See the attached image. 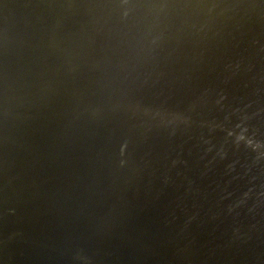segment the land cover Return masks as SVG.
Returning <instances> with one entry per match:
<instances>
[{
	"label": "bare ground",
	"instance_id": "obj_1",
	"mask_svg": "<svg viewBox=\"0 0 264 264\" xmlns=\"http://www.w3.org/2000/svg\"><path fill=\"white\" fill-rule=\"evenodd\" d=\"M99 36L103 45L88 47V37ZM101 79L111 80L117 97L118 90L134 96L129 119L123 116L139 139L130 146V163H117L123 156H115L112 144L103 148L93 104L101 112L124 110L118 100L113 105L111 90L103 89L106 100H99ZM3 91L17 106L0 116V132L6 127L0 151L14 157L9 176L18 178L15 194L22 190L12 208L16 223L28 212L33 229L39 216L46 224L39 239L58 231L62 250L70 239L60 263L89 264L93 257L96 264H173L175 250L183 259L199 254L205 264H264V0H0V113ZM136 103L147 113L133 119ZM143 121L158 145L156 156L147 157L150 175L161 167L158 158H167L173 182L192 193L186 210L166 205L164 219L151 197L163 191L171 200L169 187L150 184L149 174L142 182L146 173L138 164L148 149L136 125ZM30 170L42 177L32 178ZM8 199H0V216L8 215ZM148 205L153 209H143ZM62 220L76 223L80 233L62 232ZM164 225L169 243L178 238L173 248L162 237ZM20 228L31 242L20 261L34 260L38 250L29 253L38 229L26 231L25 222ZM180 259L174 264H184Z\"/></svg>",
	"mask_w": 264,
	"mask_h": 264
},
{
	"label": "water",
	"instance_id": "obj_2",
	"mask_svg": "<svg viewBox=\"0 0 264 264\" xmlns=\"http://www.w3.org/2000/svg\"><path fill=\"white\" fill-rule=\"evenodd\" d=\"M103 43H104V38L102 36L96 37L95 39H93L92 37H88V39L86 40V44L88 45V47H90L91 49H94V50H96L97 47H101L100 45H103ZM173 43H174V41H170V42L167 41L166 42V45H173ZM78 45H80V44H78ZM68 48H69V46L67 47V50H68ZM56 50H58L59 52L61 51L60 52L61 58L62 57H65V58L67 57L68 54H66V55H65V53L63 54L62 53L63 50H61L58 46H56ZM105 51H107V49H105ZM167 64H169V63L167 62ZM111 72L113 74H115L113 72V70ZM111 76H112V74H111ZM112 77H114V76H112ZM117 77H119V73L118 72H117ZM184 78H185V76H184ZM101 81H103L105 84L101 88V91H100V98L101 99L99 98V100H102V99L103 100H106V96H101V94L102 95L103 94H106V92L103 90V89L106 88L107 90H111L112 91V92H110L109 96H110V98L112 100L113 105H116L117 106V103L115 101L118 100L119 101V104L121 105V108L124 110L121 113L120 112V108L118 110V107H115L114 106V110H112L110 112H108V111L107 112H101L100 107H97L95 104H93L92 110H91L92 111V116H94V120H95V118L99 120V122H100L99 127H101L103 129V131H104L103 148H105L106 146H109V145L112 144L109 149L110 150L113 149V152H114V149H116L115 151H117V152L114 153L115 156H117L118 154L123 156V157L117 159V163L120 162L119 163L120 165H122L121 162H123V161H125V162L129 161L127 163H130L131 161L127 159V156L129 155V153L132 150L130 148V146L132 144L137 143L138 140H139L138 137H136L132 133L131 130L126 129V125H127L126 121H127V119H129V114L132 112L131 109L135 105L134 104L131 107V105L134 102V96L131 99L132 96H129V93H127V96H123L122 97L121 91L118 90V92L120 94L117 97L116 96V93H114L113 90H112L114 85L111 82V80L108 82L106 80L101 79ZM187 82H188V78L182 79L181 85H185ZM193 82L197 83L196 81H193ZM94 83H95V81H94ZM186 86H187V84H186ZM14 89L16 90V93H14L13 95L18 96V94H17L18 89L17 88H14ZM7 90H9V89L6 88L5 91H7ZM192 94H194L196 96V93L192 92ZM201 94H203V92L200 93V95H197V96L200 97ZM2 97L4 98V100H3V102H4L3 103V106H5L4 107L5 108V111L2 112V113H0V116H2L3 113L5 114V116L6 115L9 116V114L11 113V110L14 111L16 109V107H17L15 105L16 103L14 102V98L10 99L9 97H7L5 95V92L4 91L2 93ZM196 100H197V103H199L198 102L199 98H197ZM127 106H128V108H126ZM136 106H138V107L136 108V112L133 113V116H134L133 119H135V118H137V119L138 118H141V116L139 115L140 113H142V114L143 113H147V107L144 108L143 107V104L136 103ZM196 106H198V105L196 104ZM196 106L194 108H196ZM96 107H97V109H96ZM98 109L100 110V113L103 116H100L97 113V110ZM117 110L119 112H117ZM110 113L120 114L122 118L119 119L117 117V120H116L115 123L112 120L111 121L110 120L103 121L102 120V117L109 116ZM123 116H125L127 119L126 118L123 119ZM212 118H214V117H212ZM211 121H215V119H213ZM144 123H145V121H143L142 123L136 122V125H141V127H140V138H142L144 136V134H146L145 138L141 140L142 147L148 146L147 151L144 153L141 161L138 164L140 165L139 167H141L143 169V171L146 173L144 175V177H143L142 182H144V180H146V177L149 174L150 184H152L154 186H159L162 190H163V187L166 188V189H168V187H169V190H170V198H171L172 201L171 200H168L165 195H164V197L161 196L163 194V191L160 192L161 195L159 193H155L154 194V197H151L152 198V201H153V198H155L157 200L158 204H160V206L163 208L164 213H163L162 219H164V217L166 218L167 216H169V215H165L166 212H168V210L165 209V206L166 205L168 206V208L170 206H172L173 209L175 210L174 206L172 205V203H174V204H176V207H177L178 210H182V211H183V209L186 210L185 205L190 202V195L192 193L191 192H186L182 187L178 186L175 182H173V176H172L171 171H170L171 169L166 164V163H169L167 161V158H166V160L164 162L159 157L158 159H159V162H160L161 167L158 166V167H160L159 171L157 173H155V174L150 175L149 168L151 166H150V163H149V160L147 159V157L148 156H151V155H153V157L156 156V151H158V145L156 144V142H155V140H154V138L152 136V131L150 129H147L145 131L143 130V128L145 126ZM110 125H113V127H112L113 129L112 130H110V128H111ZM5 128L6 127H4L2 129V131L0 132V140L2 139L3 131L5 130ZM215 133H217V130H216ZM12 134L13 133L11 132V134H10L11 136H9L10 138H12V136H13ZM171 135L173 136L174 140L177 141V134H175V131ZM216 135L212 138V141L210 143V145H211V147L213 149H216L213 146L214 139L215 140L218 139V138H216ZM117 136H119V139L116 142ZM10 138H9V140L7 142V140L6 139L4 140V137H3V140L5 142V145L7 147H9L11 150H14L15 152H17V150L19 151V149H17L19 147H16V149L12 147V144L13 143L10 142L11 141ZM28 140H30V138ZM130 140H132L133 143H131ZM219 140H220V137H219ZM16 141H19V139L16 140ZM31 142H32L33 145H35L34 139H31ZM190 142H186V143H190ZM25 143L26 142L24 141V144ZM237 143H236V145H237ZM20 145H21V143H20ZM217 145L219 146L220 145V142L217 141ZM25 146H27V145H25ZM36 146H39V148H40L41 145H39V143H37ZM47 146L48 145L45 146V148L41 151V153L43 151L44 152L46 151ZM97 148H100V146H97ZM11 150H10L9 153L12 154ZM161 151L163 153H165V157H167L168 149L165 147L164 137H163V143L161 145ZM31 152L33 153L34 151L32 150ZM136 156L137 155L135 154V157ZM236 156H237V154H236ZM101 157L104 158L105 156L104 155L103 156L101 155ZM1 158L2 159H5V163L2 162V159ZM11 158H14V157L11 156L9 158L7 155L3 157V153L0 151V199H2L4 196H8V198H9L8 200L9 201L7 203H10V204L7 205L8 208H9L8 215H6V216H0V264H3L2 262H5L8 258H9V260H8L7 264H32V261H33V264H38V262H43L44 264H56V263H53L52 256H57V258H58L57 260L59 261L58 264H63V263H60V261L63 258L64 252H66L68 250V247L67 246H68V243H69L70 239H67V241H68L66 243L67 245H66V247L63 248V250L61 249V246L63 245L62 242L59 243V240H60V232H58V231L57 232H54L53 235H52V233L50 235L47 234L42 239H39L40 238V229H41V227L45 228L46 224L45 223H41V219H40V216H39V219L36 220V221H34L36 224H38V222H39V224H38L37 227H35L33 229L32 228V226H34L33 220H32V217L29 216V213L28 212H27V220L26 221L23 220V222L26 223V231L29 230V229L31 230V228H32V233H33V232H35L38 229L37 230L38 231L37 240H35L33 242L32 252L29 253V254L36 253L37 250H38V253H37V255H36V257H35L34 260H32L33 257H30V258H27V260L20 261V259L24 257L23 256L24 255L23 254L24 250L27 249L26 247H28V245H30L31 242L30 243L28 242L29 241L28 240L29 237L27 238V235H25V232L20 231V229H21L20 227H22L23 222L16 223V220H18V215H15L16 212L14 211V209H12L13 207H16V205H15L16 202L20 200L18 197L19 196H22V190L21 191H16L17 194H15V190H19L20 188L17 185L18 184V181H17L18 178H16V176L13 177V173H11L12 176H9V174H10L11 171L9 170V166L7 165V163L11 161L10 160ZM194 158H196V157H194ZM192 159H193V156H192ZM20 160H21V158H16L15 160L13 159L12 162H13L14 165H17ZM66 163H67V161H66ZM29 164H31V156H30V161L28 160L27 168L29 167ZM69 165L71 166V164H69ZM197 165L198 164H195L194 167L196 168ZM256 165H258V163H256ZM32 166H35V168H37V165H36V161L35 160L32 161ZM64 166H65V164H64ZM25 169H26V167H24V170ZM14 170H15V168L13 167V171ZM34 170L33 171L30 170V174H31V177L32 178H35L36 179L38 177V179H39L40 177H42L41 173H39V172H37V176H36L35 173H34ZM64 172H65V169L62 171V174ZM129 173H131V172H129ZM153 175H155V178L157 180H154L152 178ZM203 180H204L203 182L209 181V179L206 180L205 178ZM26 181H27V179H26ZM131 181L132 182H139L136 179V176H133V178H131ZM163 184H164V186H163ZM210 184H211V182L210 183H207L205 185V188L208 189V190H210L209 189L210 186H211ZM39 185L41 187V184H38V186ZM146 185H147V190L148 189H151V186H149L148 182L146 183ZM196 185H198V188L200 190L199 183H197ZM89 189H91V188H88V191H89ZM139 189L140 188L137 187L135 189V191L137 192ZM140 192L141 191H139L138 193H140ZM31 200H32V198H31ZM27 202L29 203V197H27ZM141 202H142V200L140 201V203ZM27 208H28V204H27ZM146 208H147V210L153 209L149 205L146 206L143 209H146ZM36 209L37 208L34 209L35 212H36ZM143 209H141V210H143ZM193 210H194V206L191 207L190 212H193ZM12 215H15L13 217L15 221H13V222L11 220H8V218H10ZM7 216H8V218H7ZM6 218H7V220H6ZM65 223H67V225H65ZM190 223L192 225L193 221L191 220ZM61 225H62V227H65V229H62V232L63 231L70 232V234L73 237L80 233V228L77 227L76 223H72V225H69V223L67 221L62 220ZM6 226H8V227L6 228ZM165 226L166 225H164L162 227V229H161L162 237L164 238V242L166 244H168V245H171L172 248H173V246L175 245L174 243L177 244V242H178L177 239L178 238L176 236H174L173 237L174 239L171 238L172 239V242L169 243V236L170 235L167 234V231L165 230ZM14 233L15 234H18V236H14ZM28 234H29V231H28ZM166 234H167V236H166ZM171 237H172V234H171ZM6 239H8V241H6ZM45 239H46V241H45ZM84 243H86L85 240H84ZM193 247H194V245L190 249H193ZM217 247H218V249H221L220 246H219V243H218ZM257 249L259 251V248H257ZM186 252H189V251H186ZM181 253L179 255H177V253L175 254V250L173 251V264H174V262H175V260L177 258H179V259L181 258V256H182ZM197 257H199V254L194 255V256H191V257L186 258V259H183V257H182L180 260L184 264H192V263H195V262H201V264H205L204 261H203V259H201V260L198 261L197 260ZM188 259H190V262L188 261ZM243 259H244V256L242 257V260ZM96 261L97 260H95L92 257L90 259V261H89V264L90 263L91 264H96ZM151 264H154V261H152Z\"/></svg>",
	"mask_w": 264,
	"mask_h": 264
}]
</instances>
